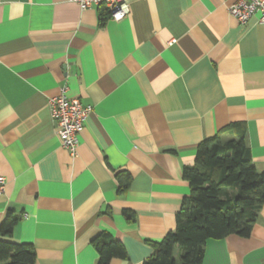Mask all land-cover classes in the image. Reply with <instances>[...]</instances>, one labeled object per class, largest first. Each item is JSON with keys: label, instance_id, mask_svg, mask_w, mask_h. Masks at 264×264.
I'll use <instances>...</instances> for the list:
<instances>
[{"label": "crops", "instance_id": "crops-1", "mask_svg": "<svg viewBox=\"0 0 264 264\" xmlns=\"http://www.w3.org/2000/svg\"><path fill=\"white\" fill-rule=\"evenodd\" d=\"M233 1L133 0L115 21L103 5L0 0V223L21 215L11 240L35 264H95L103 233L126 251L109 264H141L176 227L181 170L226 126L264 171V22L240 24ZM63 84L92 106L75 157L48 104ZM250 233L207 240L202 264H264V203Z\"/></svg>", "mask_w": 264, "mask_h": 264}, {"label": "trees", "instance_id": "trees-1", "mask_svg": "<svg viewBox=\"0 0 264 264\" xmlns=\"http://www.w3.org/2000/svg\"><path fill=\"white\" fill-rule=\"evenodd\" d=\"M239 126H226L197 145L195 163L181 170L189 195L175 214L176 227L152 242L153 252L141 264H202L207 240L251 234L264 203V171L251 162L244 131L236 129ZM119 180L122 192L129 177ZM124 214L132 222L133 215ZM20 216L8 211L0 223V264H35L33 245L11 240ZM103 234L92 240L98 254L95 264L126 258L123 244Z\"/></svg>", "mask_w": 264, "mask_h": 264}, {"label": "built area", "instance_id": "built-area-1", "mask_svg": "<svg viewBox=\"0 0 264 264\" xmlns=\"http://www.w3.org/2000/svg\"><path fill=\"white\" fill-rule=\"evenodd\" d=\"M79 5L81 9L103 5L108 12V18L119 21L125 18L130 11V3L133 0H69ZM228 12L240 24H246L250 16L258 13L259 21L264 22V0H234L228 6ZM175 43L171 39L169 43ZM67 84L59 87L57 95L48 99L50 114L57 126V135L61 146L71 157L77 155L79 145V133L83 124L91 114L92 106L84 104L79 98H71L67 94ZM4 185V179L0 177V188Z\"/></svg>", "mask_w": 264, "mask_h": 264}]
</instances>
